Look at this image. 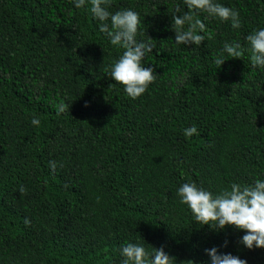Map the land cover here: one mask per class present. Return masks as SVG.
<instances>
[{
    "label": "trees",
    "instance_id": "trees-1",
    "mask_svg": "<svg viewBox=\"0 0 264 264\" xmlns=\"http://www.w3.org/2000/svg\"><path fill=\"white\" fill-rule=\"evenodd\" d=\"M217 2L241 27L199 13L206 38L186 47L171 28L183 0H111L110 12L139 13L136 38L154 45L143 63L156 80L131 99L110 77L124 49L87 6L0 0V264H120L126 242L163 245L177 264H210L213 247L264 264L244 232L198 225L177 195L189 181L216 193L264 180V67L247 51L214 63L264 29V0Z\"/></svg>",
    "mask_w": 264,
    "mask_h": 264
},
{
    "label": "clouds",
    "instance_id": "clouds-1",
    "mask_svg": "<svg viewBox=\"0 0 264 264\" xmlns=\"http://www.w3.org/2000/svg\"><path fill=\"white\" fill-rule=\"evenodd\" d=\"M77 9L88 7L92 17L99 23V31L110 40L111 45L124 49L111 68L110 77L124 88L131 99L144 94L149 85L156 80L157 74L151 67H145L143 61L152 53V40L138 41L140 25L139 13L131 9L110 12L111 0H73ZM185 10L176 7L172 17L171 28L175 32V43L186 47L199 46L205 40V24L196 18L199 13H206L210 18L222 22H231L233 29L241 27L239 12L224 6L217 0H183ZM211 39V33L207 34ZM248 48L240 43L225 42L221 53L214 60L219 68L225 63L226 53L233 59H240L245 51L250 52L253 67H264V29H257L246 36ZM57 114L66 110L63 102L57 105ZM31 123L38 126L40 121L33 117ZM195 126L184 130L185 137L197 135ZM55 171V162H50ZM27 191L21 186L19 192ZM179 203L187 206L198 225H207L212 231L231 227L245 234L238 241L249 250L264 249V180L257 179L252 184L232 182L229 186L213 193L189 181L182 184L177 191ZM27 224L28 221L26 220ZM227 247V241L223 245ZM149 252L141 243L126 242L119 249L120 264H177V258L169 255L162 245L152 247ZM210 264H247V261L231 253H222L218 248L205 249ZM180 264H195L194 260L181 261Z\"/></svg>",
    "mask_w": 264,
    "mask_h": 264
}]
</instances>
